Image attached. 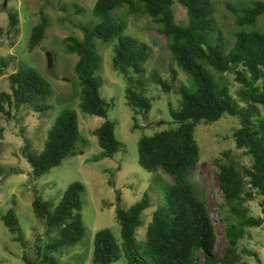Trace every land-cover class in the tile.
I'll list each match as a JSON object with an SVG mask.
<instances>
[{
	"label": "trees",
	"instance_id": "16d2710c",
	"mask_svg": "<svg viewBox=\"0 0 264 264\" xmlns=\"http://www.w3.org/2000/svg\"><path fill=\"white\" fill-rule=\"evenodd\" d=\"M176 3L187 10V24L177 21L173 8ZM249 5L234 10L236 29L230 39L224 40L223 31L215 20L212 0H97L93 13L99 21L92 28L84 27L81 40L69 37L67 53L79 56L75 65L81 87L79 106L85 113L105 118L94 130L103 149L101 157L114 156L121 150L122 143L116 137V123L108 118L111 104L101 94L97 75L98 40L106 44L115 41L113 64L127 77V102L135 118L152 109V98L147 95L143 76L150 53L135 36L126 34L128 14L152 19L166 36L175 63L190 80L189 86L179 89L180 107H170L174 126L144 136L138 142L140 165L149 172L163 169L173 178L168 183L171 186L164 203L153 212L144 236L139 232L144 223L143 214L151 204L149 196L145 195L128 209L119 205L116 214L121 236L116 238L108 228L100 230L94 239L93 264H114L120 259L126 264H245L240 243L246 228L264 225V217L251 215L244 196H261L264 213V30L257 27L264 15V0ZM9 19V28L2 31L3 38L18 31V15L10 12ZM48 24L46 17H42L32 28L30 50L44 40ZM5 67L6 61L1 59L0 76ZM226 73L234 74L239 84V99L234 96V86L225 81ZM172 75L175 81L176 71L173 70ZM151 77L164 90H171L168 82L157 73ZM9 81L10 91L0 93V114L10 119L13 105L18 108L28 105L37 113L47 115L52 88L34 68L20 66L10 73ZM224 115L239 119L240 127L234 133L236 145L246 149L253 162L241 171L240 164L230 157L229 151L222 156L230 160L215 159L224 195L219 213L227 239L226 250L220 256L214 253L218 240L214 219L206 199L196 190L191 173L202 155V146L196 137L197 126L203 121L215 123ZM134 127H138L137 120ZM2 132L1 129L0 137ZM82 139L77 113L62 110L49 131L44 150L27 154L33 174L41 177L60 166L68 156L78 155L76 147ZM247 183L252 189L249 192L246 191ZM83 191V183L73 182L56 206L41 197L34 200L36 216L45 220L48 233L54 232L57 237L45 247L37 248L36 259L25 254V264H60L53 253L76 245L84 238ZM118 200L120 202V196ZM224 206L229 208L230 216L222 215ZM3 220L12 233L20 230L14 209H10ZM16 240L23 241V238L18 236Z\"/></svg>",
	"mask_w": 264,
	"mask_h": 264
},
{
	"label": "rangeland",
	"instance_id": "374dc122",
	"mask_svg": "<svg viewBox=\"0 0 264 264\" xmlns=\"http://www.w3.org/2000/svg\"><path fill=\"white\" fill-rule=\"evenodd\" d=\"M96 1L8 0L4 7L5 0H0V60L7 63L4 74L0 76V93L10 91L9 75L20 66L34 68L52 88L51 97L47 101L50 106L47 115L37 113L28 105H21L19 108L13 105V116L10 119L0 114V130H3L0 137V165L3 170L0 175V264H25V254L36 259L37 248L45 247L53 237H57L54 232L48 233L45 220L36 216L33 202L37 197L49 200L56 206L71 183L81 182L85 185L81 196L86 234L76 245L64 247L53 255L60 264H93L96 234L108 228L116 238L121 236V226L116 214L119 205L128 209L145 195L149 196L151 204L143 214L144 223L139 232L144 236L153 212L164 203V196L169 192L171 184L168 183L173 181L172 176L163 169L158 172L144 169L139 163L138 142L144 136L174 126L170 107H180L182 96L179 89L189 86L190 80L175 63L168 49L166 36L158 30L152 19L128 14L126 34L135 36L140 44L147 46L150 53L146 64L147 72L143 76L147 95L152 98V109L135 118L133 109L127 102V77L116 70L113 64L115 41L106 44L98 40L100 62L97 75L100 78L101 94L111 104L108 118L116 123V137L122 143L121 150L114 156L101 157L103 149L94 130L103 124L105 118L85 113L80 108L81 87L75 70L79 56L66 51L70 43L69 37L81 40L85 34L84 27L92 28L99 21L93 13ZM254 1L256 0H212L216 10L215 20L223 31L224 40L230 39L231 33L236 29L234 10L247 4L251 6ZM173 8L177 21L187 24V10L179 3ZM10 12L18 15V31L3 38L2 31L7 30L10 25ZM42 17H46L49 23L46 36L38 47L30 50L32 28ZM257 27L264 30V15L260 17ZM48 51L53 54L52 68L48 65ZM173 70L177 73L175 81ZM154 73L168 82L170 91L164 90L152 80L151 75ZM223 77L230 86H234V96L239 99V84L235 81L234 74L226 73ZM64 109L77 113L81 136L84 137L76 147L78 155L68 156L60 166L36 177L27 154L44 150L49 131ZM135 119L138 123L136 128ZM239 127L238 118L224 115L215 123L203 121L196 129L202 155L191 173V179L198 193L206 199L214 219L218 235L214 253L220 256L226 250L227 239L225 224L219 213L220 205L224 204V195L215 159L230 160L222 156L223 152L229 151L230 157L240 164L241 171H244L243 167L252 165L251 155L246 149H239L236 145L234 133ZM251 190L247 183L246 191ZM244 196L251 215L264 217L261 196ZM10 209L15 210L20 222L17 233H12L3 220ZM230 214L229 208L224 206L222 215ZM18 236L23 241L16 240ZM253 252L256 255H252ZM240 253L245 264H264V225L246 228V234L240 243ZM114 264H126V261L120 259Z\"/></svg>",
	"mask_w": 264,
	"mask_h": 264
},
{
	"label": "water",
	"instance_id": "95a60500",
	"mask_svg": "<svg viewBox=\"0 0 264 264\" xmlns=\"http://www.w3.org/2000/svg\"><path fill=\"white\" fill-rule=\"evenodd\" d=\"M7 4H8V0H5L4 7H6ZM47 57H48V63H49L48 65L50 68H52L53 67V61H54L52 52L48 51Z\"/></svg>",
	"mask_w": 264,
	"mask_h": 264
}]
</instances>
